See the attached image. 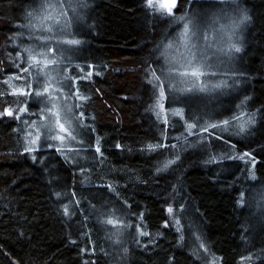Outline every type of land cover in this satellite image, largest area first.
I'll use <instances>...</instances> for the list:
<instances>
[{
	"label": "trees",
	"instance_id": "trees-1",
	"mask_svg": "<svg viewBox=\"0 0 264 264\" xmlns=\"http://www.w3.org/2000/svg\"><path fill=\"white\" fill-rule=\"evenodd\" d=\"M214 1L91 0L80 28L90 75L77 86L104 168L82 177L56 150H20L30 93L12 90L8 72L36 40L37 0H0V264H264V202L256 214L246 203L264 187V0H237L250 25L232 90L198 115L186 103L170 112L163 45L178 18ZM111 203L144 229L127 249L112 245Z\"/></svg>",
	"mask_w": 264,
	"mask_h": 264
},
{
	"label": "rangeland",
	"instance_id": "rangeland-1",
	"mask_svg": "<svg viewBox=\"0 0 264 264\" xmlns=\"http://www.w3.org/2000/svg\"><path fill=\"white\" fill-rule=\"evenodd\" d=\"M90 6L91 0H37L27 26L36 40L16 53L15 67L19 73L8 72L12 90L23 92L28 88L30 93V100L17 108L20 150L32 155L40 149L56 150L80 168L82 177L91 168L97 171L104 168L101 142L94 125L87 121L82 109L84 96L77 86L78 80L90 75L84 66L80 36ZM178 21L179 26L162 49L171 90L168 95L175 97L170 102V112L185 113L186 103L198 115L199 111L194 109L205 108L230 92L242 71L240 58L247 46L249 11L237 0H216L203 13L183 16ZM72 68L85 73L75 75ZM193 71L198 74L192 75ZM16 79L20 81L18 84L14 82ZM13 109L10 107V113ZM210 115L212 112L206 117ZM209 120L213 123L214 118ZM251 176L255 177L254 170ZM260 186L246 202L255 214L264 202V187ZM94 196L102 195L96 191ZM64 203L62 208L70 213L71 203ZM103 206L109 212L107 223L114 247L127 249L131 241L139 240L144 232L139 222L134 224L133 218L115 203ZM141 217L135 216L140 221ZM195 237V232L189 229L192 250L197 244L203 249L204 241L198 239V243Z\"/></svg>",
	"mask_w": 264,
	"mask_h": 264
},
{
	"label": "snow or ice",
	"instance_id": "snow-or-ice-1",
	"mask_svg": "<svg viewBox=\"0 0 264 264\" xmlns=\"http://www.w3.org/2000/svg\"><path fill=\"white\" fill-rule=\"evenodd\" d=\"M165 6H167V5H165ZM238 50V49H237ZM192 75H197L198 73H197V71H193L192 73H191ZM9 115H11V113H8Z\"/></svg>",
	"mask_w": 264,
	"mask_h": 264
}]
</instances>
